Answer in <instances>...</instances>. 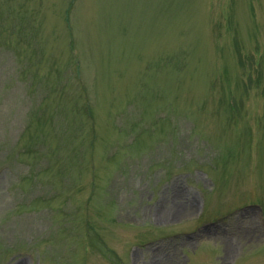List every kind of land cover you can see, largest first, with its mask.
Returning a JSON list of instances; mask_svg holds the SVG:
<instances>
[{
	"label": "rangeland",
	"instance_id": "rangeland-1",
	"mask_svg": "<svg viewBox=\"0 0 264 264\" xmlns=\"http://www.w3.org/2000/svg\"><path fill=\"white\" fill-rule=\"evenodd\" d=\"M0 264H264V0H0Z\"/></svg>",
	"mask_w": 264,
	"mask_h": 264
},
{
	"label": "bare ground",
	"instance_id": "bare-ground-1",
	"mask_svg": "<svg viewBox=\"0 0 264 264\" xmlns=\"http://www.w3.org/2000/svg\"><path fill=\"white\" fill-rule=\"evenodd\" d=\"M184 214H187V212H185Z\"/></svg>",
	"mask_w": 264,
	"mask_h": 264
}]
</instances>
